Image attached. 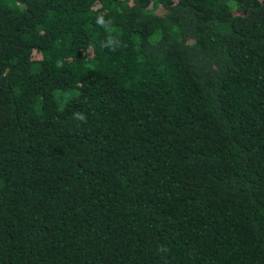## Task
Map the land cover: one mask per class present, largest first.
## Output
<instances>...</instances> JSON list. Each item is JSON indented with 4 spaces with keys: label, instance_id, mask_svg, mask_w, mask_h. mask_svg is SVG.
<instances>
[{
    "label": "trees",
    "instance_id": "16d2710c",
    "mask_svg": "<svg viewBox=\"0 0 264 264\" xmlns=\"http://www.w3.org/2000/svg\"><path fill=\"white\" fill-rule=\"evenodd\" d=\"M0 264H264V0H0Z\"/></svg>",
    "mask_w": 264,
    "mask_h": 264
}]
</instances>
